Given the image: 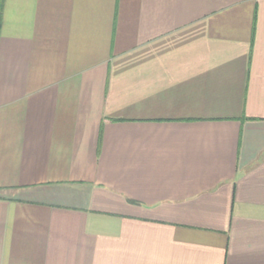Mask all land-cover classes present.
I'll use <instances>...</instances> for the list:
<instances>
[{"label":"crops","instance_id":"1","mask_svg":"<svg viewBox=\"0 0 264 264\" xmlns=\"http://www.w3.org/2000/svg\"><path fill=\"white\" fill-rule=\"evenodd\" d=\"M0 264H264V0H0Z\"/></svg>","mask_w":264,"mask_h":264}]
</instances>
